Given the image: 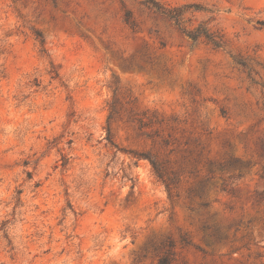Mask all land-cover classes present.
I'll return each instance as SVG.
<instances>
[{
    "label": "rangeland",
    "instance_id": "obj_1",
    "mask_svg": "<svg viewBox=\"0 0 264 264\" xmlns=\"http://www.w3.org/2000/svg\"><path fill=\"white\" fill-rule=\"evenodd\" d=\"M159 1L223 47L143 0H0V264H264V0Z\"/></svg>",
    "mask_w": 264,
    "mask_h": 264
},
{
    "label": "trees",
    "instance_id": "obj_2",
    "mask_svg": "<svg viewBox=\"0 0 264 264\" xmlns=\"http://www.w3.org/2000/svg\"><path fill=\"white\" fill-rule=\"evenodd\" d=\"M144 3L151 9L165 16L169 20L173 21L175 25L182 31V33L188 37L193 42H199L201 40L205 41L207 44L213 46L215 49H220L223 47L222 39L213 32L209 27L205 24H200L195 29H187L183 26L184 24V13L188 9H192L194 11H201L199 6H185V7H176L170 8L163 5L159 0H143ZM42 44L44 42L42 41ZM154 169L156 170L158 176L162 179V175L159 173V169L155 163H152ZM169 188V184L167 185Z\"/></svg>",
    "mask_w": 264,
    "mask_h": 264
}]
</instances>
